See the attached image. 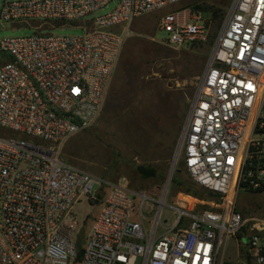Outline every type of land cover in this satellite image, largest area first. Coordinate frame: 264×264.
Returning a JSON list of instances; mask_svg holds the SVG:
<instances>
[{
    "label": "built area",
    "instance_id": "1",
    "mask_svg": "<svg viewBox=\"0 0 264 264\" xmlns=\"http://www.w3.org/2000/svg\"><path fill=\"white\" fill-rule=\"evenodd\" d=\"M114 1L0 3V25L40 22L33 36L0 39V264H73L83 199L101 209L80 264H264V0H234L183 130L185 167L218 200L196 209L174 199L177 219L160 235L166 203L61 159L103 111L127 26L184 0H118L86 20ZM78 22L83 36L41 33ZM159 28L176 48L208 38L187 9L163 15ZM242 193L263 198L255 211L239 205Z\"/></svg>",
    "mask_w": 264,
    "mask_h": 264
},
{
    "label": "rangeland",
    "instance_id": "2",
    "mask_svg": "<svg viewBox=\"0 0 264 264\" xmlns=\"http://www.w3.org/2000/svg\"><path fill=\"white\" fill-rule=\"evenodd\" d=\"M233 2L184 0L139 17L129 24L127 27L131 35L125 42L112 75L102 113L91 127L74 135L62 152L61 159L66 163L87 170L103 180L122 182L138 193L166 203L162 205L157 235L170 229L177 219L173 210L174 199L186 206L196 204V209H202L205 202L214 201L191 197L172 182L176 178L196 183L189 175L180 153L171 173L168 190L165 188L192 102ZM117 3L118 0H115L86 20L110 13ZM196 6L202 10L209 9L212 13L195 12ZM185 9L201 20L208 38L202 43L176 48L166 42L168 34L159 28V22L170 11ZM38 24L40 22H4L0 25V39L33 36L38 33ZM78 24L83 25L84 22L58 26L53 30L45 28L41 33L83 36L86 29L77 27ZM122 29L119 28V31ZM139 165L156 169L157 176L143 177L137 170ZM254 197H257V201L263 199L260 195L242 193L238 203L247 202L251 207L249 211L253 212ZM100 198L103 200L104 195ZM136 199L139 206L141 198ZM100 209L101 202L88 199H83L76 206L85 229L92 225ZM144 215L152 220L155 213L150 214L145 210ZM145 224L149 227L147 221ZM234 254V248L230 247L226 256L230 258ZM73 264L79 263L74 260Z\"/></svg>",
    "mask_w": 264,
    "mask_h": 264
},
{
    "label": "trees",
    "instance_id": "3",
    "mask_svg": "<svg viewBox=\"0 0 264 264\" xmlns=\"http://www.w3.org/2000/svg\"><path fill=\"white\" fill-rule=\"evenodd\" d=\"M194 11L195 12L203 11V12H207V13H212L211 10H209V9L208 10H202L199 6L194 7ZM224 16H225V14L221 16V19H223ZM137 170L145 178L157 176V170L154 168L139 165V166H137ZM172 182L175 183L177 185V187L182 188L184 193H186L187 195H189L191 197L197 198L199 200H203L204 198H207L208 200H218V197L215 194H213L211 191H208L204 188H201L197 183L184 182V181L178 180L176 178H174ZM90 227L85 229L82 225V222H81L80 229L78 231V234L75 237V242H76V245L78 247V255H77L75 261L79 264L82 262V259L84 256V246H85L86 237H87V234H88Z\"/></svg>",
    "mask_w": 264,
    "mask_h": 264
},
{
    "label": "water",
    "instance_id": "4",
    "mask_svg": "<svg viewBox=\"0 0 264 264\" xmlns=\"http://www.w3.org/2000/svg\"><path fill=\"white\" fill-rule=\"evenodd\" d=\"M182 141H183V134H182V137L180 139V143H179L178 149H177L176 154H175V157H174V163L172 165L171 172H174L175 164H176L177 158L179 157V151H180V147H181ZM171 172L169 174L168 181H167V184H166V188H165L166 191L168 190L169 184H170L171 179H172V177L170 176L171 175Z\"/></svg>",
    "mask_w": 264,
    "mask_h": 264
},
{
    "label": "bare ground",
    "instance_id": "5",
    "mask_svg": "<svg viewBox=\"0 0 264 264\" xmlns=\"http://www.w3.org/2000/svg\"><path fill=\"white\" fill-rule=\"evenodd\" d=\"M171 173H173V172H171ZM171 176V175H170ZM162 202V201H161ZM162 204H164V202H162Z\"/></svg>",
    "mask_w": 264,
    "mask_h": 264
}]
</instances>
